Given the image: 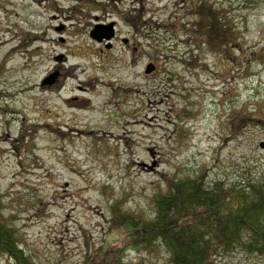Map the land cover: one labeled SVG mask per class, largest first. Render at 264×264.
I'll list each match as a JSON object with an SVG mask.
<instances>
[{"label": "rangeland", "instance_id": "1", "mask_svg": "<svg viewBox=\"0 0 264 264\" xmlns=\"http://www.w3.org/2000/svg\"><path fill=\"white\" fill-rule=\"evenodd\" d=\"M204 4L237 49L196 36ZM95 16L113 48L90 37ZM262 141L264 0H0V208L32 259L170 264L120 214L151 218L178 178L264 179ZM216 260L264 264V251Z\"/></svg>", "mask_w": 264, "mask_h": 264}, {"label": "trees", "instance_id": "2", "mask_svg": "<svg viewBox=\"0 0 264 264\" xmlns=\"http://www.w3.org/2000/svg\"><path fill=\"white\" fill-rule=\"evenodd\" d=\"M199 12L203 14L199 24L202 29L195 32L196 36H201L203 31L212 48L219 51L240 46L235 37L236 28L227 20L226 23L220 22L219 14L223 13L210 11L206 4ZM217 55L220 60L228 58L224 53ZM237 62L231 61L225 72L240 69ZM250 119L251 122L257 121L252 116ZM247 180L249 184L225 180L208 184L200 176L178 178L168 193L156 196L151 218L128 213L119 217L133 230V236L138 235L140 243L136 246L165 244L170 264H217L218 253H229L236 246L264 251V179ZM2 241L15 242L0 208Z\"/></svg>", "mask_w": 264, "mask_h": 264}, {"label": "flooded vegetation", "instance_id": "3", "mask_svg": "<svg viewBox=\"0 0 264 264\" xmlns=\"http://www.w3.org/2000/svg\"><path fill=\"white\" fill-rule=\"evenodd\" d=\"M95 24H108L107 21L102 19H99L98 16H95ZM112 18V17H111ZM110 18V19H111ZM114 19V18H113ZM116 23V25L118 24V20L114 21ZM119 40V37L117 36V31L115 30V34L114 36H112V38L110 39V41L103 39L101 42H99L100 44H103L104 47H108L110 45V47H114L115 42ZM112 47V48H113ZM59 72V71H58ZM3 244L5 246V248L8 250V252H10V256H8L7 254H2L0 253V262H3V264H60V263H55V262H46L45 259L42 260H38V259H32V257H29L28 254L24 251V247H21V245H19L18 242H14V243H9L7 241H2L0 242V245ZM13 246V248H9V246Z\"/></svg>", "mask_w": 264, "mask_h": 264}, {"label": "water", "instance_id": "4", "mask_svg": "<svg viewBox=\"0 0 264 264\" xmlns=\"http://www.w3.org/2000/svg\"><path fill=\"white\" fill-rule=\"evenodd\" d=\"M111 24H108V25L97 24V25H95L94 29H92V31H91V37L98 40V41L103 40V38H106V39L111 38L114 34L113 25H111ZM58 59L60 60V59H62V57L60 56V57H58ZM152 68L153 67H150L148 70H151ZM50 79H51V76L47 77L45 79L44 83L48 82ZM260 146L262 148H264V141H262L260 143Z\"/></svg>", "mask_w": 264, "mask_h": 264}]
</instances>
